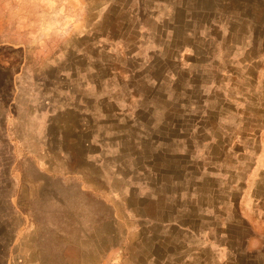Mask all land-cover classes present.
<instances>
[{"label": "rangeland", "instance_id": "1", "mask_svg": "<svg viewBox=\"0 0 264 264\" xmlns=\"http://www.w3.org/2000/svg\"><path fill=\"white\" fill-rule=\"evenodd\" d=\"M0 264H264V0H0Z\"/></svg>", "mask_w": 264, "mask_h": 264}]
</instances>
